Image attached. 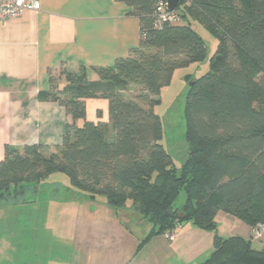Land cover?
I'll return each mask as SVG.
<instances>
[{
  "label": "trees",
  "instance_id": "16d2710c",
  "mask_svg": "<svg viewBox=\"0 0 264 264\" xmlns=\"http://www.w3.org/2000/svg\"><path fill=\"white\" fill-rule=\"evenodd\" d=\"M120 1L140 19L139 45L113 65L94 68L93 79L86 67L61 70L65 83L52 82L41 95L72 118L63 142L50 152L41 145L8 148L0 160V200L63 172L90 199L103 196L117 210L133 206L152 225L143 242L176 222H193L215 234L214 251L200 264H264V243L257 249L253 239L223 238L216 221L222 210L253 228L264 224V0H180L174 20L160 17L166 0ZM192 21L213 33L218 46L210 70L189 77L188 156L178 165L162 143L155 108L177 68L207 57ZM131 84L141 90L126 97ZM90 98L108 100L113 137L106 122L87 119Z\"/></svg>",
  "mask_w": 264,
  "mask_h": 264
},
{
  "label": "crops",
  "instance_id": "0c3cea01",
  "mask_svg": "<svg viewBox=\"0 0 264 264\" xmlns=\"http://www.w3.org/2000/svg\"><path fill=\"white\" fill-rule=\"evenodd\" d=\"M131 11L120 0H41L40 10L0 26V160L10 147L41 145L50 152L62 144L72 118L41 93L52 82L65 83L62 69L86 67L93 79L94 68L127 57L141 37ZM86 107L87 119L106 122L113 137L108 100L90 98ZM223 214L229 227L217 226L221 237L264 241L252 237L250 224ZM151 228L143 219L130 223L105 197L90 199L52 174L0 200V264H200L214 251L215 234L193 222L172 240L154 234L143 242Z\"/></svg>",
  "mask_w": 264,
  "mask_h": 264
},
{
  "label": "rangeland",
  "instance_id": "374dc122",
  "mask_svg": "<svg viewBox=\"0 0 264 264\" xmlns=\"http://www.w3.org/2000/svg\"><path fill=\"white\" fill-rule=\"evenodd\" d=\"M194 29L203 37L207 45V57L201 63H192L184 67H179L175 70L171 83L163 87L160 93V103L156 105L155 111L161 116L163 124V139L162 143L167 150L173 155L178 165L188 156L189 144L186 141V121H185V103L188 94L191 78H198L210 70V59L215 53L218 46L217 37L211 33L205 26L197 21H192ZM189 78V79H188ZM141 86L131 84L129 90L125 92L126 97L138 93ZM62 179L69 180V177L63 172L53 173ZM52 175V174H51ZM185 198L182 192L177 200L176 205H180ZM130 210L131 217H128ZM122 216L126 217L130 223L134 224L142 218L136 209H131L130 206L120 208ZM222 212L221 214H219ZM218 229L224 231L229 227L227 218L223 211L217 212ZM130 218V219H129ZM256 238V237H254ZM259 239V238H256ZM264 241H257L254 247L262 248Z\"/></svg>",
  "mask_w": 264,
  "mask_h": 264
},
{
  "label": "built area",
  "instance_id": "2783aa9c",
  "mask_svg": "<svg viewBox=\"0 0 264 264\" xmlns=\"http://www.w3.org/2000/svg\"><path fill=\"white\" fill-rule=\"evenodd\" d=\"M41 9V0H0V26L11 17L20 16L27 10L38 11ZM160 17L163 20H174L176 18L175 10L169 11L165 5L158 7ZM183 224L176 222L175 226L168 228L163 234L168 239H174L178 228ZM253 235L256 238L264 237V224L260 223L253 228Z\"/></svg>",
  "mask_w": 264,
  "mask_h": 264
},
{
  "label": "water",
  "instance_id": "95a60500",
  "mask_svg": "<svg viewBox=\"0 0 264 264\" xmlns=\"http://www.w3.org/2000/svg\"><path fill=\"white\" fill-rule=\"evenodd\" d=\"M179 3L180 0H166V7L169 11H173L177 9ZM190 85H192V82H190Z\"/></svg>",
  "mask_w": 264,
  "mask_h": 264
}]
</instances>
